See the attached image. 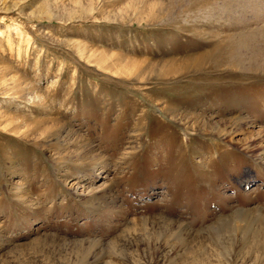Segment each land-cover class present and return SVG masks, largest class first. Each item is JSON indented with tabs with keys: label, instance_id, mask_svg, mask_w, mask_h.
Listing matches in <instances>:
<instances>
[{
	"label": "rangeland",
	"instance_id": "1",
	"mask_svg": "<svg viewBox=\"0 0 264 264\" xmlns=\"http://www.w3.org/2000/svg\"><path fill=\"white\" fill-rule=\"evenodd\" d=\"M0 264H264V0H0Z\"/></svg>",
	"mask_w": 264,
	"mask_h": 264
},
{
	"label": "bare ground",
	"instance_id": "2",
	"mask_svg": "<svg viewBox=\"0 0 264 264\" xmlns=\"http://www.w3.org/2000/svg\"><path fill=\"white\" fill-rule=\"evenodd\" d=\"M254 70V69H253ZM246 71V70H245ZM259 71V70H258ZM247 72V71H246ZM250 72H252L253 73V71L252 70H250ZM263 72V71H262ZM254 74V73H253ZM256 74V73H255ZM263 74V73H262ZM225 135H227V134H225ZM224 135V136H225ZM228 136V135H227ZM226 137V136H225ZM220 223V222H219ZM215 226V225H214ZM217 226V225H216ZM218 227V226H217ZM222 227V226H221ZM220 228V227H219ZM146 229V228H145ZM213 230H216V228H214ZM156 253V252H155Z\"/></svg>",
	"mask_w": 264,
	"mask_h": 264
}]
</instances>
